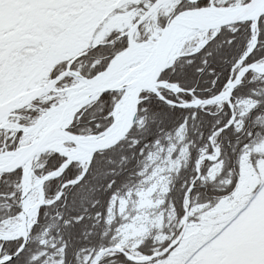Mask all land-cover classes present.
I'll return each mask as SVG.
<instances>
[{"label":"snow or ice","instance_id":"1","mask_svg":"<svg viewBox=\"0 0 264 264\" xmlns=\"http://www.w3.org/2000/svg\"><path fill=\"white\" fill-rule=\"evenodd\" d=\"M0 264H264V0H0Z\"/></svg>","mask_w":264,"mask_h":264}]
</instances>
